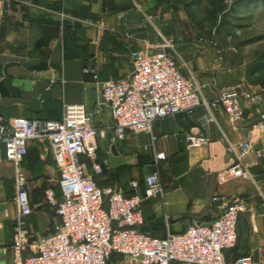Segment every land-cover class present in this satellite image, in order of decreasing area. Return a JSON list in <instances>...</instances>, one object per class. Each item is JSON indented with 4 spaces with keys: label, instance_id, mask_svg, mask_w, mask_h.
I'll list each match as a JSON object with an SVG mask.
<instances>
[{
    "label": "crops",
    "instance_id": "crops-1",
    "mask_svg": "<svg viewBox=\"0 0 264 264\" xmlns=\"http://www.w3.org/2000/svg\"><path fill=\"white\" fill-rule=\"evenodd\" d=\"M152 6L153 0H0V117L58 120L68 104H84L90 112L100 107L93 122L106 137L98 136L97 153L100 162L108 160L110 169L96 177L99 186L129 195L133 192L129 182L136 180L138 193L143 194L146 176L157 169L155 153L166 155L158 164L164 193L145 200L142 206L144 233L165 237L194 224H209L220 215L221 205L215 197L244 198L249 211L240 215L236 246L225 251V258L233 262L251 256L254 264H264V155L257 165L251 157L245 159L252 178L225 185L217 182V173L235 162L223 138L246 139L262 114L259 105L242 102L244 115L236 129L221 106L211 111L201 107L192 115L155 120L151 135L128 132L122 142L111 144L113 119L109 107L101 105V83L129 77L131 52L164 42L165 32L159 28L163 30L160 18L166 12ZM201 54L195 63L200 59L210 65L211 50L205 48ZM220 84L216 79L204 83L202 91L208 101L218 99ZM209 117L212 120L204 127ZM191 132L205 133L210 138L208 146L189 149L186 137ZM254 149L264 154V137ZM23 169L32 205L27 226L36 237L51 235L59 221L45 192L52 189L58 200L62 193L50 144L30 142ZM13 177L14 166L1 149L0 264H14L11 246L17 209ZM108 264L127 261L114 255Z\"/></svg>",
    "mask_w": 264,
    "mask_h": 264
},
{
    "label": "built area",
    "instance_id": "built-area-1",
    "mask_svg": "<svg viewBox=\"0 0 264 264\" xmlns=\"http://www.w3.org/2000/svg\"><path fill=\"white\" fill-rule=\"evenodd\" d=\"M173 51L167 40L135 49L131 52V75L101 83V105L109 107L113 119L112 146L122 142L128 132L151 135L157 119L192 115L201 107L211 111L221 106L236 129L243 119V101L264 104V88L240 85L223 87L216 101H208L198 83L183 74ZM98 113L100 107L90 112L84 104H68L58 120L0 117V151L4 149L15 175L14 264H108L114 255L128 258L130 264H254L251 256L233 262L225 258V251L236 246L240 215L249 211L244 198L215 197L221 205L220 215L209 224H194L182 233L165 237L142 232L144 201L164 193L158 164L166 160V155L155 153L157 169L146 176L143 194L138 193L140 183L136 180L129 182L134 192L131 196L111 186H99L96 177L110 166L108 160L100 162L98 158L96 140L98 136L106 137L105 131L94 126ZM211 120L209 117L203 126ZM263 137L264 113L246 139L234 142L223 138L235 162L217 173L219 185L252 178L245 159L249 156L253 165L259 163L264 154L254 145ZM34 141L50 144L62 193L58 200L52 189L45 192L59 221L55 233L45 237H36L27 226L32 205L23 161L29 143ZM186 141L189 149L202 148L208 146L210 138L205 133L191 132Z\"/></svg>",
    "mask_w": 264,
    "mask_h": 264
},
{
    "label": "rangeland",
    "instance_id": "rangeland-1",
    "mask_svg": "<svg viewBox=\"0 0 264 264\" xmlns=\"http://www.w3.org/2000/svg\"><path fill=\"white\" fill-rule=\"evenodd\" d=\"M185 1L194 3L196 0ZM216 1L201 0L200 6L194 5L192 8L204 23V28L187 16L183 5H177L173 11L161 16L163 30L159 28V31H164V40L173 45L182 72L195 80L202 90L204 83L212 79L221 83L217 88L238 85L253 87L246 80L245 71L249 64L264 60V0H239L238 13L231 12V7L238 0H225L227 10L223 15L217 12ZM223 19L228 24L217 28L216 21ZM182 47L187 49L181 50ZM205 48L211 50L212 62L206 65L197 59V65L194 59L201 57V51ZM258 107L264 113V104ZM13 179L15 182V175Z\"/></svg>",
    "mask_w": 264,
    "mask_h": 264
},
{
    "label": "trees",
    "instance_id": "trees-1",
    "mask_svg": "<svg viewBox=\"0 0 264 264\" xmlns=\"http://www.w3.org/2000/svg\"><path fill=\"white\" fill-rule=\"evenodd\" d=\"M201 0H196L194 3L186 2L185 0H153V6L151 9L155 10L157 8H163L164 12L167 11H173L174 8H176L177 5H183L184 11L187 14V16L198 23L199 27L204 28L205 25L202 21H200L197 17V14L192 10L193 6H200ZM215 6L217 8V12H219L221 15L225 14V10H227V5H225V0H217L215 3ZM240 7V1H236L234 3V6L231 7L232 13H238L240 10L237 8ZM217 22V28L221 29L224 27V25L228 22L226 19H223L222 21H216ZM264 60H258L254 63H251L248 65L245 71V77L249 84L254 86H262L264 88ZM60 119V118H59ZM134 192L126 196L133 195ZM141 230V228H140ZM142 231V230H141ZM143 232V231H142Z\"/></svg>",
    "mask_w": 264,
    "mask_h": 264
},
{
    "label": "water",
    "instance_id": "water-1",
    "mask_svg": "<svg viewBox=\"0 0 264 264\" xmlns=\"http://www.w3.org/2000/svg\"><path fill=\"white\" fill-rule=\"evenodd\" d=\"M126 261H127V264H129V259L128 258H126Z\"/></svg>",
    "mask_w": 264,
    "mask_h": 264
}]
</instances>
